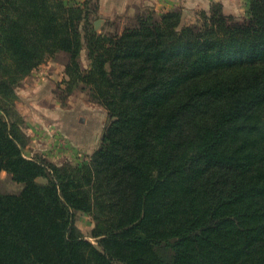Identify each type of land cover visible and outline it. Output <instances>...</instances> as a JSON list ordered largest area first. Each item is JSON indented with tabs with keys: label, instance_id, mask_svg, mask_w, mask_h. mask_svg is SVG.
I'll return each instance as SVG.
<instances>
[{
	"label": "trees",
	"instance_id": "obj_1",
	"mask_svg": "<svg viewBox=\"0 0 264 264\" xmlns=\"http://www.w3.org/2000/svg\"><path fill=\"white\" fill-rule=\"evenodd\" d=\"M98 9L0 0V172L23 183L0 193V264H264V0L245 17L149 9L111 34ZM58 52L69 90L82 83L108 116L75 165L26 157L15 107Z\"/></svg>",
	"mask_w": 264,
	"mask_h": 264
},
{
	"label": "rangeland",
	"instance_id": "obj_2",
	"mask_svg": "<svg viewBox=\"0 0 264 264\" xmlns=\"http://www.w3.org/2000/svg\"><path fill=\"white\" fill-rule=\"evenodd\" d=\"M82 1L64 0L69 6ZM249 1L231 0L228 3L226 0L222 3L221 1L208 4L201 3L204 6L198 5L196 9L192 7L186 12L188 16H191L193 11L208 10L211 4L221 3L225 14L245 17L248 15ZM149 9L154 10L143 6L137 7L135 14L132 13L134 14L133 17H129L130 15H127V13L118 12L112 18L110 17L111 21L103 16L101 17L97 11L93 27H96L98 32L120 33L124 28L135 23L136 13H143ZM97 19H99V22L95 26L94 22ZM189 19L187 17L185 21ZM67 59L66 53L58 52L46 57L43 62L32 69L17 88L18 97L15 107L22 117L21 127L28 138L27 144L22 148V152L26 157L45 158L58 164L70 162L75 165L85 161L99 146L102 132L108 123V116L105 108L93 101L88 88H82V83L75 84L73 90H69L66 82L68 76L65 73ZM80 63L82 67L88 65L85 51L80 54ZM23 101H26L28 105L38 111L44 112L42 117H46L45 120L43 119L42 123L36 120L34 114L27 106H24ZM59 111H66L67 115L65 114L63 117ZM59 120L63 124L71 125L73 129L63 127L60 125ZM86 132L94 134L93 143L84 142L83 144L80 142L86 139ZM75 140H78V142ZM37 180L39 182L45 181L43 177H38ZM22 188L23 183L13 180L11 174L6 171L0 172V193H19ZM74 223L86 238L96 244L95 238L91 236L94 221L89 213L75 211Z\"/></svg>",
	"mask_w": 264,
	"mask_h": 264
},
{
	"label": "crops",
	"instance_id": "obj_3",
	"mask_svg": "<svg viewBox=\"0 0 264 264\" xmlns=\"http://www.w3.org/2000/svg\"><path fill=\"white\" fill-rule=\"evenodd\" d=\"M218 1H221V3H222V2H225L226 0H99L98 13L101 15V17L103 16L106 19H109L111 21L112 16H114L115 14H118V12H124L125 14L127 13V15H130L129 17H133L135 12L137 11V7H140V6L141 7L143 6L144 8L145 7L153 8L154 11L158 14V13L165 12L169 9L189 10L192 7L196 9V6H198V5L204 6V5H201V3H207L208 4V3H212V2H218ZM230 1L231 0H227L228 3ZM229 5H231V4H229ZM132 13H134V14H132ZM26 101H23L24 106L28 107V109L31 111V113L34 114L36 120H38L39 122H41V121L43 122V119L46 118V117H42L44 115V112H41L40 110L38 111L36 108L32 107L31 105H28L26 103ZM54 110H56V109H54ZM59 112L62 113L63 117L65 116V114L67 115L66 111H59ZM63 121L66 122L64 119H63ZM59 123H60V125H62L63 127H66L67 129H73V127L71 125L68 126L66 124L61 123V121ZM86 134H87V137L85 139L86 141L81 140L80 142L83 144H84V142H89V143L92 142L93 143L94 134L92 132L91 133L86 132ZM75 141L78 142V140H75ZM96 146H97V143L95 145V148H96Z\"/></svg>",
	"mask_w": 264,
	"mask_h": 264
},
{
	"label": "water",
	"instance_id": "obj_4",
	"mask_svg": "<svg viewBox=\"0 0 264 264\" xmlns=\"http://www.w3.org/2000/svg\"><path fill=\"white\" fill-rule=\"evenodd\" d=\"M99 22V19L95 20L94 25L97 26ZM94 29L96 30V27H94Z\"/></svg>",
	"mask_w": 264,
	"mask_h": 264
}]
</instances>
